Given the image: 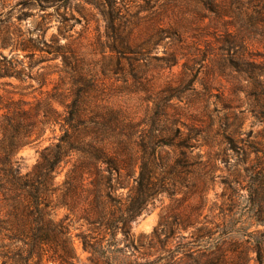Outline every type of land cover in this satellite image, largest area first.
<instances>
[{
  "label": "rangeland",
  "instance_id": "obj_1",
  "mask_svg": "<svg viewBox=\"0 0 264 264\" xmlns=\"http://www.w3.org/2000/svg\"><path fill=\"white\" fill-rule=\"evenodd\" d=\"M53 38L73 52L78 69L94 80L90 107L120 110L135 125L133 137H151L157 144L188 137L195 143L190 166L176 185L183 192L206 189V219L221 224L227 213V225L246 233L264 230L255 227V211L259 206L264 210V0H0V57L22 61L25 75L32 77L0 76V118L18 101L29 111V120L21 119L36 122L29 143L16 150L22 173L31 171L43 148L62 133L56 124L36 138L42 112L34 111L58 84L62 59L47 53L43 44L32 59L14 47L23 39L49 44ZM53 107L64 111L58 102ZM128 193L129 188H120L115 194ZM183 195L177 192L174 198ZM199 201L198 195L188 200ZM171 203L163 193L148 205L132 222L136 238L148 235ZM50 216L55 221L67 217L73 263L92 264L76 236L88 232L85 222L64 206ZM143 216L148 222L140 226ZM142 241L131 257L137 263L153 258L144 255L147 240ZM250 257L248 264H264V251L263 263L255 261V253ZM40 264L61 263L45 257Z\"/></svg>",
  "mask_w": 264,
  "mask_h": 264
},
{
  "label": "trees",
  "instance_id": "obj_2",
  "mask_svg": "<svg viewBox=\"0 0 264 264\" xmlns=\"http://www.w3.org/2000/svg\"><path fill=\"white\" fill-rule=\"evenodd\" d=\"M59 41L53 38L47 44L23 39L14 47L32 59L35 51L43 50L39 46L43 44L47 53L61 57L59 82L34 111L42 112L43 127L36 138L46 126L56 124L62 133L43 148L33 169L22 173L16 150L29 143L36 122L21 119L29 120V111L22 109L18 101L0 118L1 264H40L45 257L74 264L67 217L55 221L50 216L58 206L77 214L88 226L87 233L76 236L92 264H248L253 259L251 253H255V261L263 263L264 230L246 233L241 226L227 225V213L221 224L208 220L204 214L206 189L192 187L183 192L177 187L176 178L190 166L188 159L195 143L188 137L159 144L151 137H133L130 131L135 125L120 110L107 105L90 107L94 80L78 69L73 52ZM5 46L7 43H3ZM24 72L22 61L0 57V76L15 75L21 81L32 78ZM39 84L46 83L42 79ZM53 102L64 107L63 113L53 107ZM164 147L172 148L174 154ZM68 164L63 181L56 183V177ZM120 188H129V193L125 197L116 195ZM177 192H182L183 197L175 199ZM163 193L172 203L162 208L157 225L148 235L136 238L132 222ZM195 195L200 201L189 203ZM262 209L259 206L255 211V227L264 226ZM186 230L189 232L184 235ZM143 239L147 240L144 255L153 258L137 263L131 257L143 246Z\"/></svg>",
  "mask_w": 264,
  "mask_h": 264
},
{
  "label": "water",
  "instance_id": "obj_3",
  "mask_svg": "<svg viewBox=\"0 0 264 264\" xmlns=\"http://www.w3.org/2000/svg\"><path fill=\"white\" fill-rule=\"evenodd\" d=\"M147 222H148V218L146 216H143V217L140 218L138 224L140 226H145V225H147Z\"/></svg>",
  "mask_w": 264,
  "mask_h": 264
}]
</instances>
